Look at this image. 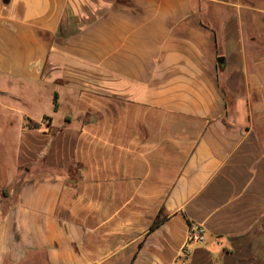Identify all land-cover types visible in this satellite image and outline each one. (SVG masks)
I'll list each match as a JSON object with an SVG mask.
<instances>
[{"label": "crops", "instance_id": "1", "mask_svg": "<svg viewBox=\"0 0 264 264\" xmlns=\"http://www.w3.org/2000/svg\"><path fill=\"white\" fill-rule=\"evenodd\" d=\"M122 1L0 0V264H264V9Z\"/></svg>", "mask_w": 264, "mask_h": 264}, {"label": "rangeland", "instance_id": "2", "mask_svg": "<svg viewBox=\"0 0 264 264\" xmlns=\"http://www.w3.org/2000/svg\"><path fill=\"white\" fill-rule=\"evenodd\" d=\"M215 1H222L225 2L229 5H239V4H249L247 2V0H215ZM255 2L256 6L258 9H264V0H252ZM201 0H198L196 4H194V7H196L195 9L198 10L199 12H206L207 11V5L202 4ZM205 3V2H204ZM231 7V6H230ZM228 16V13H225ZM204 19V18H203ZM204 21L206 22L207 20L204 19ZM45 93V92H43ZM43 95V94H42ZM51 97V95L49 96V98ZM7 100H3L2 103H6ZM52 102H51V98L50 101L48 103V101L44 102V100L41 103V106L39 108V110L42 111H46V110H52V106H51ZM36 110V109H34ZM61 115L64 112L63 109H61ZM10 115L7 114H1L0 115V134L2 137H0V179L2 180H6L8 181L10 179V176L13 174L14 171V153L12 152V150H10V142L8 140H5L3 138V133L1 131L4 130L6 123L8 122ZM40 117V116H38ZM63 117V116H62ZM36 118V117H34ZM43 123H45V120L43 121Z\"/></svg>", "mask_w": 264, "mask_h": 264}, {"label": "built area", "instance_id": "3", "mask_svg": "<svg viewBox=\"0 0 264 264\" xmlns=\"http://www.w3.org/2000/svg\"><path fill=\"white\" fill-rule=\"evenodd\" d=\"M204 233L200 227H190L186 236V245L202 244Z\"/></svg>", "mask_w": 264, "mask_h": 264}, {"label": "trees", "instance_id": "4", "mask_svg": "<svg viewBox=\"0 0 264 264\" xmlns=\"http://www.w3.org/2000/svg\"><path fill=\"white\" fill-rule=\"evenodd\" d=\"M124 3H125V1L123 0L122 1V3H117V5H118V7L119 6H121V5H124ZM130 7V6H129ZM57 109V103H56V97L54 96V98H53V110H56ZM160 219L159 218H157V220L154 222V224L151 226V228H150V231H152L154 228H156L158 225H159V223H160ZM141 243L139 244V246H138V249L141 247Z\"/></svg>", "mask_w": 264, "mask_h": 264}, {"label": "water", "instance_id": "5", "mask_svg": "<svg viewBox=\"0 0 264 264\" xmlns=\"http://www.w3.org/2000/svg\"><path fill=\"white\" fill-rule=\"evenodd\" d=\"M222 62H223V59H222V58H218V59H217V63H218V64H221Z\"/></svg>", "mask_w": 264, "mask_h": 264}]
</instances>
